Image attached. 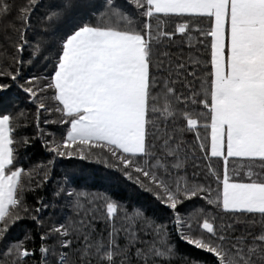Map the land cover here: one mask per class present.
I'll return each instance as SVG.
<instances>
[{
    "label": "snow or ice",
    "instance_id": "6c2138e0",
    "mask_svg": "<svg viewBox=\"0 0 264 264\" xmlns=\"http://www.w3.org/2000/svg\"><path fill=\"white\" fill-rule=\"evenodd\" d=\"M177 33L206 55L174 59ZM37 141L46 160L26 165ZM74 156L164 215L100 197L97 233L53 175ZM174 237L203 256L185 264H264V0H0V264H173Z\"/></svg>",
    "mask_w": 264,
    "mask_h": 264
},
{
    "label": "trees",
    "instance_id": "16d2710c",
    "mask_svg": "<svg viewBox=\"0 0 264 264\" xmlns=\"http://www.w3.org/2000/svg\"><path fill=\"white\" fill-rule=\"evenodd\" d=\"M68 2V0H65ZM74 2V0H73ZM162 28L165 30H174L175 23L173 20L160 21ZM179 36L177 33L176 44L171 45L169 50L173 54L174 59H179L183 56L185 62L188 61V57H200L203 58L206 55L207 44L203 46L196 44V36L192 35L191 40L193 47L189 49L187 40L185 41L183 48L180 49L179 46ZM198 81H194V84L198 85ZM18 105L22 110L26 111L27 118L31 119V110L29 106H26L24 102L18 101ZM27 134H32L33 125L29 122L27 127L24 129ZM189 136L191 133L188 134ZM21 153H26L24 156V163L31 164L33 166L42 163L46 160L47 154L42 148L39 141L35 144L28 146L27 148H20ZM215 166L217 169L221 167L219 161L213 158ZM235 168L237 171L242 170V164L237 160H231L229 164L230 172ZM193 171L189 167V172ZM201 172L204 171L203 168L200 169ZM53 175L57 179L67 176L69 181L72 182V186L76 187L79 191L86 193L85 196L81 198V203L83 208L80 212L75 213L77 219L83 218L87 221L92 216V209H95L97 219L92 220L97 233H107L110 230L109 225L104 219V202L100 197H110L118 201L123 207L127 208L129 212L135 207L144 206L148 210L149 215H154L161 217L164 214L160 212L157 206L153 203L151 195L143 190L139 189L137 186L133 185L131 182L122 178L119 173L114 169L108 168L106 165L99 163L96 160H84L79 157L61 158L57 161L56 167L53 170ZM50 186H46L39 189L41 195L46 198L52 197L53 189L55 184L49 182ZM34 193H29V200H32ZM99 205V207H96ZM59 210V209H57ZM88 210L87 216L83 213ZM210 214H215L211 207L209 209ZM215 211H219L218 209ZM166 222V217H165ZM31 223V222H27ZM121 225H127V221H124L122 216L118 218L117 227L120 228ZM19 234V231H18ZM174 239H176L174 237ZM121 242H124V233L121 231ZM176 250L178 255L173 258V264H185L184 257H191L196 259H202L203 256L200 250L193 248L192 246L179 241L176 239Z\"/></svg>",
    "mask_w": 264,
    "mask_h": 264
}]
</instances>
